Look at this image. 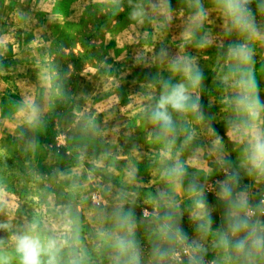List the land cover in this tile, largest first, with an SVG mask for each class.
I'll return each instance as SVG.
<instances>
[{"label":"rangeland","instance_id":"obj_1","mask_svg":"<svg viewBox=\"0 0 264 264\" xmlns=\"http://www.w3.org/2000/svg\"><path fill=\"white\" fill-rule=\"evenodd\" d=\"M200 3L206 18L194 39L187 41L184 34L196 11L195 0H165L164 4L162 0H0V182L20 205L15 212L6 209L0 213V222L9 215L14 224L30 219L39 205L28 197L40 195L42 190L54 193L57 204L65 203L68 197L63 189L70 181L58 180V174L70 173L78 165L77 148L86 155L78 179L88 186L77 199L83 234L89 241L96 227L89 212L95 202L110 204L117 190L125 189L134 200L138 222L151 213L149 200L164 187L157 172L162 145L148 139L151 126L141 120L138 109L149 95L158 96L163 82L179 81V76L172 78L168 65L178 56H187L195 57L204 75L200 104L205 121L193 125L196 135L181 155L184 161L195 157L187 165L184 187L194 178L204 184L209 207L214 210L213 226L222 224L221 203L211 195L216 182L224 178L212 150L216 135L222 136L224 154L233 169L238 170V162L233 145L223 136L227 131L221 103L224 90L216 75L229 45L241 41L235 34H225L223 18L212 0ZM201 41L204 48L197 47ZM254 47L264 100V49ZM46 68L56 73L50 99L45 96ZM57 87L61 97L54 95ZM29 98L47 109L35 133L16 117ZM29 141L35 142V150L28 147ZM99 158L104 167L93 169L92 161ZM203 166L212 172L206 175ZM132 169L135 179L129 184L126 173ZM240 186L253 193L254 201L264 191V183L254 186L242 172ZM178 199L184 209V231L194 237V225L187 219L190 201L186 194ZM8 236L0 230V238ZM137 237L147 257L144 224ZM92 255L95 264H108L103 252L98 258ZM212 259L214 254L209 251L205 260Z\"/></svg>","mask_w":264,"mask_h":264},{"label":"clouds","instance_id":"obj_2","mask_svg":"<svg viewBox=\"0 0 264 264\" xmlns=\"http://www.w3.org/2000/svg\"><path fill=\"white\" fill-rule=\"evenodd\" d=\"M212 2L223 18L225 34H235L241 41L229 45L216 75L224 90L221 103L227 131L223 136L233 145L238 162V170L233 169L232 161L224 154L222 136L216 135L212 150L224 178L216 182L211 195L221 203L222 224L213 226L214 210L209 207L204 184L194 178L184 187L187 165L194 163L195 157L184 161L181 155L196 135L193 125L205 121L200 104L204 75L195 57L178 56L169 62L168 70L172 78L179 76V81L163 82L158 96L149 95L148 102L138 109L141 120L151 126L148 139L162 145L157 172L164 187L149 200L152 212L138 222L134 200L125 189L117 190L111 195L110 204L101 206L95 202V208L89 212L96 224L89 241L83 234L81 203L77 199V194L88 186L78 179L83 175L86 155L77 148L78 165L70 173L58 174V180L70 181L63 189L68 197L65 203L57 204L54 193L42 190L40 195L28 197L39 205L30 219L14 224L9 215L7 221L0 222V230L9 233L7 239L0 238V264H95L92 254L98 258L101 252L108 264H264V191L254 201L253 193L240 186L241 172L254 186L264 183V100L254 59V46L264 49V0ZM195 6L184 34L187 41L194 39L207 15L200 0H195ZM205 46L203 41L197 44L199 48ZM162 54L167 55L163 50ZM44 71L45 96L50 99L56 73L48 68ZM54 95L61 97L59 87ZM46 110L35 98H29L19 107L16 117L35 133L43 124ZM181 137L184 138L180 140ZM28 147L35 150V142L29 141ZM92 164L93 169L104 167L103 158L93 160ZM201 170L206 175L212 172L207 166ZM135 172L132 169L126 173L127 183L135 179ZM88 176L91 181L92 170ZM184 194L190 201L187 219L194 225V237H189L183 228L184 209L178 197ZM17 199L0 182V213L19 209ZM141 224L145 225L149 245L147 257L137 237ZM209 251L214 254L211 261L205 260Z\"/></svg>","mask_w":264,"mask_h":264}]
</instances>
